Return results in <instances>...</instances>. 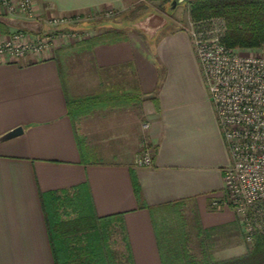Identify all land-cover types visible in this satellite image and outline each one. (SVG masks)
Wrapping results in <instances>:
<instances>
[{"label":"crops","instance_id":"crops-1","mask_svg":"<svg viewBox=\"0 0 264 264\" xmlns=\"http://www.w3.org/2000/svg\"><path fill=\"white\" fill-rule=\"evenodd\" d=\"M167 1L34 0L38 13L89 16L80 25L89 36L115 30L122 37L94 46L70 40L20 60L0 54V135L23 127L0 141V264H56L42 204L53 191L73 195L82 186L97 215L122 213L134 264H163L155 211L190 209L191 222L204 228L227 221L218 210L231 156L189 31L170 29L163 17L154 24L152 15L139 18L147 24L136 31L129 27L137 20L110 18ZM18 27L48 26L5 17L0 40ZM61 65L71 95L120 97L79 117L81 143ZM144 142L150 166L136 164ZM242 238L223 259L248 252Z\"/></svg>","mask_w":264,"mask_h":264},{"label":"built area","instance_id":"built-area-1","mask_svg":"<svg viewBox=\"0 0 264 264\" xmlns=\"http://www.w3.org/2000/svg\"><path fill=\"white\" fill-rule=\"evenodd\" d=\"M9 16L52 26L50 30H10L0 40V54L11 60L42 55L65 39L89 36L72 25L81 14H52L45 19L36 11L34 0H0V19ZM187 30L231 156L224 168V202L235 208L245 240L253 243L257 236H264V43L257 53L228 47L222 40L225 21L219 18L202 24L191 21ZM143 125L147 128L149 123ZM152 162L151 149L144 142L136 164Z\"/></svg>","mask_w":264,"mask_h":264},{"label":"trees","instance_id":"trees-1","mask_svg":"<svg viewBox=\"0 0 264 264\" xmlns=\"http://www.w3.org/2000/svg\"><path fill=\"white\" fill-rule=\"evenodd\" d=\"M193 22L202 24L213 18L225 21L223 42L231 48H255L264 43V0H190ZM119 31L110 30L79 39L91 45L119 39ZM69 113L75 133L81 143L78 118L95 107L120 99L91 94L73 96L68 90L66 74L60 66ZM135 190L139 195L135 182ZM42 204L49 230L51 247L56 264H134L122 213L99 216L85 188L80 186L73 195L57 191L42 195ZM165 209V208H164ZM163 211V210H162ZM160 213V212H158ZM163 264H264V236H257L249 252L227 259H199L189 252L185 237L174 240L162 216L153 212ZM120 225L125 231L127 257L111 244L114 228ZM169 232V233H168ZM124 261L126 263H124Z\"/></svg>","mask_w":264,"mask_h":264},{"label":"rangeland","instance_id":"rangeland-1","mask_svg":"<svg viewBox=\"0 0 264 264\" xmlns=\"http://www.w3.org/2000/svg\"><path fill=\"white\" fill-rule=\"evenodd\" d=\"M137 7H135L134 10L130 9L132 10V13L128 16H124L123 14L121 15L120 13H115V15L110 18L117 20H123L124 18L133 21L137 20L135 22H132L131 27H129L130 30L134 28V31H136V25L142 27V25L147 24L144 23L145 21L142 23L141 20L138 19H144V17H148L150 15H152L153 18H157L153 20L155 22L154 24H156L158 20L161 22L160 18L163 17V21L161 23H168V27L170 29L184 27L187 29L190 26V22L193 21L190 12V0L179 1L175 5H173L172 0H168L164 5L162 4L160 6L154 4L149 7L147 6V8H141V6ZM43 15L45 16V19L49 18L47 14ZM88 19L89 16H85L82 14L81 19H79L77 22H74L72 25L73 27H75V29L77 28L79 32H87V28H81L80 25H83ZM46 21L48 22V20ZM110 21H112V23L114 22V20ZM47 26L48 27L47 29L45 28V30L52 29V26ZM68 42H70V39H65L63 42H61V44L66 45L68 44ZM261 46L252 49L240 48V50L246 53H257ZM74 61L75 64L79 63L78 59L74 58ZM225 204V207L218 210V212H220L221 214L220 218L227 221L223 222V224L207 228H204L201 225H197L196 223H192L191 221H193L194 218L196 219V217H193L190 209H185L181 206L171 208L166 207L165 209H163V211H161L160 214H157L162 216L164 224L167 226V228H170V230H172L171 234L168 232V235L172 236L174 240H179L181 236L185 237L189 252L195 255L197 258L223 259L228 255L226 251H228L233 247V245H235L234 243L236 242V240H238V237L241 238V235L243 237L242 240L248 247V252L250 251L254 243H248L245 240L240 228L241 226L239 227L240 224L235 208L230 203ZM124 236V229H122L120 225H117L112 232L110 240L115 250H117V252L119 253H123V258L118 257L120 262L127 257V249L124 241ZM124 263L126 262L124 261Z\"/></svg>","mask_w":264,"mask_h":264},{"label":"water","instance_id":"water-1","mask_svg":"<svg viewBox=\"0 0 264 264\" xmlns=\"http://www.w3.org/2000/svg\"><path fill=\"white\" fill-rule=\"evenodd\" d=\"M183 1V0H172L173 5H175L177 2ZM23 132V127L22 126H17L4 134L0 135V141H4L7 139H10L12 137H15Z\"/></svg>","mask_w":264,"mask_h":264}]
</instances>
